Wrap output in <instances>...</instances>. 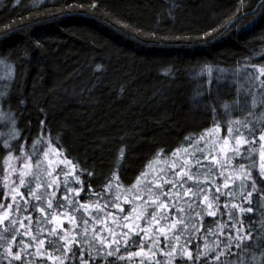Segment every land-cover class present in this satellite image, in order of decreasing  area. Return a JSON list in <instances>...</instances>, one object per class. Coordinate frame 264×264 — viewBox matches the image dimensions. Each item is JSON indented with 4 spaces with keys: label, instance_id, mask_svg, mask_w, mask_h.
I'll use <instances>...</instances> for the list:
<instances>
[{
    "label": "trees",
    "instance_id": "16d2710c",
    "mask_svg": "<svg viewBox=\"0 0 264 264\" xmlns=\"http://www.w3.org/2000/svg\"><path fill=\"white\" fill-rule=\"evenodd\" d=\"M6 26L7 39L0 35V109L6 115L4 120L0 117V135L11 138L15 118L22 135L12 141L13 155L30 152L43 128L46 137L50 135L69 159L86 170L81 179L96 192L103 191L113 173L129 189L153 163L192 157L185 150L207 157L214 147L206 156V142L197 146L196 140L205 130L214 129V120L222 125L221 137H227L229 121L241 120L256 128L254 175L259 177L264 88L256 75L264 68V0H0V33ZM241 131L247 135V129ZM197 147L203 151H196ZM177 148L181 152L173 157ZM8 154L0 139V177ZM43 157L41 153L45 166ZM206 164L218 179V168L207 159L204 171ZM88 171L94 176L90 178ZM87 183L81 195L92 201L95 210L97 198L89 194ZM250 183L245 196L252 191ZM210 186L215 193L216 185ZM230 187L237 194L241 191L231 181ZM4 196L0 188V202ZM252 199L259 237L264 234V195L257 192ZM226 201L229 207L240 203L238 198L225 196L220 201L223 216L205 213L204 227L198 222L200 232L193 234L194 254L197 244L203 251L206 228L216 229L217 221L228 220ZM121 204L127 212L130 203L121 199ZM109 211L119 213L116 208ZM235 213L239 218V208ZM33 214L42 216L38 209ZM81 214L86 215L82 210ZM25 215L19 214V219ZM65 227H69L66 222ZM47 235L44 232L41 238ZM22 238L27 243L31 235ZM135 239L136 246L130 250L139 252L140 237ZM215 242L216 237L209 234L208 243ZM252 245L251 255L242 253V258L249 264H262L264 247H258L257 240ZM20 247L13 245V251ZM6 248L7 244L0 247V264H8L2 255ZM26 251L35 253V246ZM140 258L110 259L113 264H141ZM37 259L45 258L24 256L25 264ZM158 259L167 264V258ZM229 259L235 264L234 258Z\"/></svg>",
    "mask_w": 264,
    "mask_h": 264
},
{
    "label": "snow or ice",
    "instance_id": "6c2138e0",
    "mask_svg": "<svg viewBox=\"0 0 264 264\" xmlns=\"http://www.w3.org/2000/svg\"><path fill=\"white\" fill-rule=\"evenodd\" d=\"M8 31L6 26L5 31L0 35L7 39ZM209 72L211 73V69ZM260 83L264 88V68L261 69ZM225 108L227 109L228 105H225ZM215 112L216 109L213 106L214 116ZM228 123L227 137L217 136V140L209 145L214 147L215 143L222 139L224 146L227 147L231 140H235V144L228 149V159L236 165L233 167L234 174L225 176L224 165L221 164L220 176H223V191L219 180L214 177L213 169L208 167L204 171L205 166L200 158L185 150L186 155H192L195 164L176 163L173 160L170 169L160 170L154 178L155 183L147 180L148 173H142L137 178L136 185L133 186L137 193L135 201L140 202L139 210L137 206H134L125 214L126 209L121 204V197L133 189L124 188L120 176L113 173L103 185V191L96 192L91 183L81 179L86 170L80 168L78 162L69 159L66 150L61 151L62 146L54 143L50 135L46 137L43 128L41 135L33 141L30 152L22 151L20 156H13L15 149L12 141L22 135L16 129L15 118H13L11 138L4 139L0 135V139H3V147L9 151V157L16 161L15 165L5 169V187H8L12 173L18 172L19 178V187L16 186L13 178L4 200L0 202V224L4 225L3 232H0V247L7 244L5 253L2 255L8 259V264H14V261L25 264L24 256L26 255L45 258L43 261L29 260L27 264H47L49 260L53 261V264L57 262L58 264H101L102 261L103 264H113V260L110 259L113 257L124 261L126 257L130 259L141 256L147 243L150 245L147 251L154 258L151 264H163L160 259H155L158 255L166 257L167 264H232L229 258H234L235 264H249V261L242 258V253L245 256L251 255L252 241L257 240V246L264 247V234L258 237V230L253 223L257 209L252 199L253 194L257 192L264 195V187H257L264 185V144H261L259 177H257L254 175L257 167L254 156L255 144L258 142L255 126L241 120ZM241 128L247 129V135L241 131ZM261 128H264V124H261ZM214 130L215 132L223 130L218 120H214V129H207L205 133H201L196 140V145L198 146L202 140L206 143L210 141ZM186 139L192 140L191 137ZM258 140L264 141V131L260 133ZM45 144L48 145L47 148ZM52 151H55L61 159L55 164L49 159L48 166L51 168L49 171L40 159V155L42 153L44 157H50ZM196 151L203 150L197 147ZM179 152L181 149L177 148L173 152V157ZM123 155L124 149L121 150V156ZM204 158L208 159V157ZM211 159L215 160L216 157L213 156ZM4 162L7 165L8 159L6 158ZM68 166H71V171L68 170ZM237 172L238 176L235 175ZM87 175L91 178L94 173L88 171ZM61 176H63L62 180ZM201 177L204 179L201 180ZM237 179L238 185H236ZM33 181H35L34 188ZM230 181L232 185L240 188L239 194L235 192L234 187H230ZM249 181L252 191L247 192L245 196L244 191L246 186H249ZM86 183L89 194L97 198L95 210H92V201L90 199L85 201L81 195L85 191ZM210 183L216 185L215 193L211 192ZM113 192H115L114 196ZM9 195H11L10 203ZM225 196L229 200L238 198L240 203H231L230 207L228 201L224 203L228 220L217 221L216 229L207 227L203 233L205 239L203 251H200V245L197 244L194 254L193 234L200 232L197 223L204 227L205 213L210 217H216L218 213L223 216L220 212V201ZM33 200L36 203H33ZM244 201H247V206ZM128 202L129 198H125L124 203ZM110 208L119 209L120 216L117 217L116 213L109 211ZM237 208L240 212L239 218L235 213ZM34 209H38L42 216L35 217ZM164 209L166 211H163ZM81 210L86 215H82ZM21 213H26L23 220L19 219ZM246 213L250 215L246 217ZM173 215H175L174 220ZM261 216L264 217V212ZM109 217L111 224L108 222ZM246 218L247 223H245ZM24 220L28 221L27 225ZM65 221L72 225L70 229L64 228ZM132 221H143L144 226ZM18 223L19 228L16 227ZM48 224H55V226L46 227ZM97 225L103 226L97 227ZM261 227L264 228V223ZM20 228H24L25 231L21 233ZM33 228L35 230L31 231ZM105 229H107L106 235ZM44 232L48 235L41 238ZM156 233H159L163 239H158ZM209 234L216 237L214 245L208 243ZM28 235H31V239L26 243L22 237ZM18 236H21V239L17 243ZM136 237H140L139 252L130 250L136 246ZM13 245H23V247H20L18 252H14ZM34 246L35 253L26 251ZM233 248L236 251H233ZM122 251L124 254H121ZM222 256L225 257L224 260H221ZM141 264H149V262L142 259Z\"/></svg>",
    "mask_w": 264,
    "mask_h": 264
},
{
    "label": "rangeland",
    "instance_id": "374dc122",
    "mask_svg": "<svg viewBox=\"0 0 264 264\" xmlns=\"http://www.w3.org/2000/svg\"><path fill=\"white\" fill-rule=\"evenodd\" d=\"M257 79L260 80L261 78V70L259 72V74L256 75ZM0 117L4 119H6V115L1 111L0 109ZM217 136H219V132H215L214 130V134L212 135L211 137V140L208 141L206 144H205V147H204V150L206 151V156L210 153V151L212 150L213 147H209L210 144H212L213 142H215L217 140ZM243 139V137H242ZM260 143V147H261V144H264V141H259ZM235 144V140H231L229 145L227 147L224 146L223 144V141L222 142H218V143H215V146L212 150V152L207 156V157H213L215 156L216 159L215 160H212L210 158H208L212 164L214 165V167H217L218 168V179L219 181L222 182L223 184V176H220V172H221V164L224 165V168H223V172H224V175L225 176H229V175H233V167H235L236 165H234V163H232L231 160L228 159V155H229V152H228V149H230L233 145ZM261 151V150H260ZM13 156H16V155H13ZM17 156H20V155H17ZM8 159V164L6 165L5 162H4V165H3V171H2V174H1V177H0V188L3 189V191H5V193L8 191V188L11 187L12 185V180L13 178L15 179V184L17 187H19V178H18V172L16 173H12L10 178H9V181H8V187H5V180H4V176H5V169L12 166V165H15L16 164V161L14 159H12L11 157H9V154L7 155L6 157ZM182 161L180 160H175L176 163H187V164H195V160L189 156V158H183L182 156L179 157ZM44 159V162H45V167L47 166L50 170L51 168L48 166V160L51 159L53 160V163L55 164V162H57L59 159H61L60 156L57 155V153L55 151H52V154L50 157H43ZM201 160V163L204 165V161H206L207 159L205 158H200ZM172 163L173 161H170L166 164H158V163H153L149 166V168L145 171V173H148V176H147V180L148 181H151L153 183H155V177L160 173V170L161 169H165V168H168L170 169L172 167ZM210 164H206V167H209ZM178 170V169H177ZM235 175L238 176V172L235 173ZM137 182V181H136ZM136 182L129 188V189H133L132 191L130 192H126L124 193V195L121 197L122 200H125V198H129V203H130V207L129 209L127 210V212H125V214H127L128 212L131 211L132 207L134 206H137L138 210H139V204L140 202L139 201H135V195L137 194L136 193V190L134 189L133 186L136 185ZM146 198V197H145ZM8 201L11 202V195L8 196ZM177 203V206L178 205V201L176 202ZM163 211H166V209H164ZM117 214V217L120 216V213H116ZM133 215H135V213H133ZM172 219L174 220L175 219V215L172 216ZM66 224H68L69 227H65V229H70L72 227V225L70 223H68L67 221H65ZM108 222L109 224H111V218L109 217L108 218ZM133 223H140L141 226H144V222L143 221H132ZM71 226V227H70ZM103 225H97V227H102ZM90 231H91V228H90ZM125 231H127V229H125ZM107 234V229H105V235ZM156 236L158 239H163L162 236L159 235V233H156ZM175 243V241H174ZM146 244V247H145V251L141 253V257L140 259H143V260H153L154 258L151 257L150 253H148L147 249L148 247L150 246L149 244L145 243ZM159 257H162L163 259H166V257H164L163 255H160ZM158 256L155 258V259H158L159 258Z\"/></svg>",
    "mask_w": 264,
    "mask_h": 264
}]
</instances>
